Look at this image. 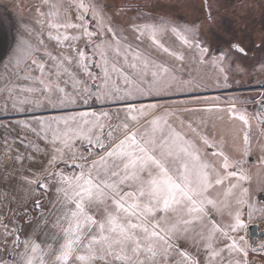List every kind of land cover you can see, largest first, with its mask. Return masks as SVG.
Instances as JSON below:
<instances>
[{
	"label": "snow or ice",
	"instance_id": "snow-or-ice-1",
	"mask_svg": "<svg viewBox=\"0 0 264 264\" xmlns=\"http://www.w3.org/2000/svg\"><path fill=\"white\" fill-rule=\"evenodd\" d=\"M106 9L37 0L0 53V113L24 116L0 120V264H254L264 242L241 233L264 223L245 167L264 91L197 95L227 87L224 61L245 48L214 55L198 23L140 10L120 24ZM225 117L238 158L208 132Z\"/></svg>",
	"mask_w": 264,
	"mask_h": 264
},
{
	"label": "rangeland",
	"instance_id": "rangeland-1",
	"mask_svg": "<svg viewBox=\"0 0 264 264\" xmlns=\"http://www.w3.org/2000/svg\"><path fill=\"white\" fill-rule=\"evenodd\" d=\"M118 0H101L102 3L107 5L106 11L113 15L116 21L120 24H125L133 17L136 16L137 11L142 10V7L139 6L138 10L135 11H127L125 13L117 10L118 9ZM37 0H3L2 6V13L7 22L9 32L11 38L15 35L16 31L22 26V23H31L32 17L34 16L33 7L36 4ZM263 6H260V10ZM264 10V9H263ZM148 12V11H147ZM185 13L188 14L187 10H184ZM152 15H164L167 13L160 8H153L151 11ZM259 14H264V11H259ZM253 41V40H252ZM261 36L255 38L254 45L251 49L260 46L261 48ZM263 47V46H262ZM214 54V53H211ZM215 55V54H214ZM230 59L224 61V67L226 72L229 76L228 86L227 87H212L207 91H202L197 93L200 96H220L223 99L227 97H252L255 96L259 98V93L264 91V68H261L259 65L257 68L252 69L250 66H246L244 64L242 66L243 71H239L237 68H231L229 63L232 60V56L230 55ZM248 62V61H247ZM264 62V60L259 61ZM193 74L199 76H205L208 78V82L210 84H215L216 78L218 76V72L216 69L212 68L211 66H190ZM221 84H223V80H220ZM169 100H181L187 99V97H170L167 98ZM108 107V106H106ZM251 108V106H249ZM36 114H44L47 115L48 113H36ZM23 115L14 114L11 115L7 114V117L1 118L5 123L9 121H14L16 119H23ZM215 130V131H214ZM7 132H11V129H3L0 128V163L7 164V160L3 155L4 149V136ZM208 132L213 135L217 140L223 139L224 141V148L226 151L230 152L233 156L239 157V153L233 150L232 144V136L235 132L234 125L229 122L227 117L223 120H215L213 125L209 127ZM15 136L13 132L8 138L11 139ZM252 144L253 149L250 156L247 158L248 163L245 167L249 170V175L251 177L250 182L246 185L250 188L253 197H255L256 207H260L261 202H264V164L261 163L262 157H264V152L260 150L258 145H264V132H261L255 124L252 127ZM20 194V193H19ZM22 194V193H21ZM2 201H0V206H3ZM254 221H260L259 219ZM253 221V222H254ZM264 225V223H261ZM2 230V229H0ZM242 235H247L246 232H242ZM248 238V237H247ZM249 243L252 246H256L261 242H264V238L259 240L256 245H253L248 238ZM2 247V245H0ZM264 255L262 253H250V258H261Z\"/></svg>",
	"mask_w": 264,
	"mask_h": 264
},
{
	"label": "flooded vegetation",
	"instance_id": "flooded-vegetation-1",
	"mask_svg": "<svg viewBox=\"0 0 264 264\" xmlns=\"http://www.w3.org/2000/svg\"><path fill=\"white\" fill-rule=\"evenodd\" d=\"M207 3L212 5L214 23L207 18L205 0H118L117 10L125 13L138 10L141 6L142 11L147 12L160 8L177 23H198L201 39L210 44L215 55L228 52L233 43L244 47L245 53L231 49V68H242L246 64L255 69L264 64L259 62L264 60V14H259V11H264V0H207ZM260 6H263L261 10ZM260 36L261 48L251 49L255 38ZM252 260L254 264H264L260 257Z\"/></svg>",
	"mask_w": 264,
	"mask_h": 264
},
{
	"label": "crops",
	"instance_id": "crops-1",
	"mask_svg": "<svg viewBox=\"0 0 264 264\" xmlns=\"http://www.w3.org/2000/svg\"><path fill=\"white\" fill-rule=\"evenodd\" d=\"M2 3H3V0H0V22H2V23H0V53H3L4 49L10 44V42L12 40L10 32H9L8 25H7V22H6V20H5L4 16H3V13H2V10H3L2 9V6H3ZM0 103H2V101H0ZM7 114L11 115L12 113H7ZM7 114L6 113H0V119L4 118V117H7ZM16 195L18 197L17 203L22 202V201L19 200V196H21L22 194L21 193L19 194V192H17ZM17 203H13L11 205V207H13V208L16 207ZM5 215H8L7 209H5ZM253 223L258 224L259 230L264 229V225H261L260 221H254V222H252L250 224H253Z\"/></svg>",
	"mask_w": 264,
	"mask_h": 264
},
{
	"label": "water",
	"instance_id": "water-1",
	"mask_svg": "<svg viewBox=\"0 0 264 264\" xmlns=\"http://www.w3.org/2000/svg\"><path fill=\"white\" fill-rule=\"evenodd\" d=\"M248 238L253 245H256L259 240L264 238V229L259 230L258 224H250L247 228Z\"/></svg>",
	"mask_w": 264,
	"mask_h": 264
}]
</instances>
